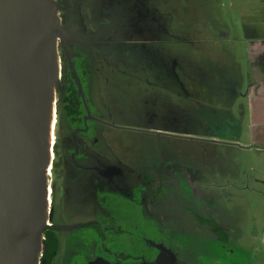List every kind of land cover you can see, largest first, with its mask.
Wrapping results in <instances>:
<instances>
[{"label":"rangeland","instance_id":"374dc122","mask_svg":"<svg viewBox=\"0 0 264 264\" xmlns=\"http://www.w3.org/2000/svg\"><path fill=\"white\" fill-rule=\"evenodd\" d=\"M134 1L159 32L139 49L170 65L172 77L156 95L122 104L114 94L103 97V70L119 49L103 28L112 0H68L70 9L62 13L52 0L70 40L102 45L90 57L103 67L92 91L113 123L114 155L123 152L132 173L158 157L181 164L173 190L157 202L163 234L180 264H264V126L251 127L256 117L247 109L246 90L253 63L243 41V25L263 32L264 0ZM57 39L55 82L64 67Z\"/></svg>","mask_w":264,"mask_h":264},{"label":"flooded vegetation","instance_id":"af4514ba","mask_svg":"<svg viewBox=\"0 0 264 264\" xmlns=\"http://www.w3.org/2000/svg\"><path fill=\"white\" fill-rule=\"evenodd\" d=\"M57 1L61 13L70 9L68 0ZM110 7L112 15L103 28L119 49L103 70L104 99L111 93L125 104L129 97L165 90L171 83L170 65L161 66L139 49L140 44L156 41L159 32L134 0H112ZM60 19L68 40L61 46L64 67L54 84L51 139L57 134L44 167L45 213L35 264H88L95 259L152 264L161 253L171 251L157 202H162L159 195L173 190L181 164L158 157L140 163L139 172L132 173L123 152L121 157L114 155L108 136L113 123L103 117L102 103L94 102L92 91L94 74L103 67L90 57L102 45L70 40L67 22L62 15Z\"/></svg>","mask_w":264,"mask_h":264},{"label":"water","instance_id":"95a60500","mask_svg":"<svg viewBox=\"0 0 264 264\" xmlns=\"http://www.w3.org/2000/svg\"><path fill=\"white\" fill-rule=\"evenodd\" d=\"M55 36L64 47L67 31L52 0H0V264L36 260L48 101L58 66ZM152 264L179 262L166 251Z\"/></svg>","mask_w":264,"mask_h":264},{"label":"crops","instance_id":"0c3cea01","mask_svg":"<svg viewBox=\"0 0 264 264\" xmlns=\"http://www.w3.org/2000/svg\"><path fill=\"white\" fill-rule=\"evenodd\" d=\"M243 26L245 31L243 41L248 50L250 62L253 63L248 73L249 88L246 94L249 103L247 109L251 116L256 117L251 127H262L264 126V30L259 31L260 28L258 29L256 24L251 25V23L249 26ZM257 118L260 119L257 120Z\"/></svg>","mask_w":264,"mask_h":264},{"label":"bare ground","instance_id":"6f19581e","mask_svg":"<svg viewBox=\"0 0 264 264\" xmlns=\"http://www.w3.org/2000/svg\"><path fill=\"white\" fill-rule=\"evenodd\" d=\"M53 8L56 14L57 11V7L56 5L53 3ZM56 17L59 20V17L56 14ZM58 37L55 36V42L54 44V50L56 52L57 50V46H58ZM57 55V52H56ZM55 95H56V89L55 86H52V88L50 89V96H49V101H48V119H47V128H46V149H45V159L47 160L48 158H50V149L48 148L50 145V139H51V126H52V118H53V104H54V100H55Z\"/></svg>","mask_w":264,"mask_h":264}]
</instances>
